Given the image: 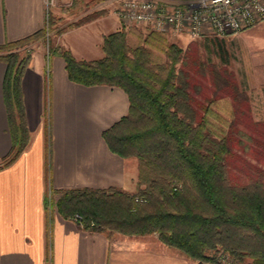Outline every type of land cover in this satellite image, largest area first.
Instances as JSON below:
<instances>
[{
	"label": "trees",
	"instance_id": "16d2710c",
	"mask_svg": "<svg viewBox=\"0 0 264 264\" xmlns=\"http://www.w3.org/2000/svg\"><path fill=\"white\" fill-rule=\"evenodd\" d=\"M45 34L46 29L0 45L12 136L0 170L30 145L22 80L31 56L25 50ZM102 49L104 57L93 61H79L65 49L55 53L65 60L70 81L116 87L127 95L128 115L103 137L113 153L138 160L137 191H62L59 213L70 220L78 214L85 231L109 238L157 234L165 245L201 263L218 264L223 250L242 264H264V170L254 167L255 177L247 183L230 179L227 160L251 137L215 108L222 99H241L234 75L211 63L212 56L227 63L225 38H206L183 49L162 33H140L130 43L119 30L104 37ZM137 197L145 202L136 203Z\"/></svg>",
	"mask_w": 264,
	"mask_h": 264
},
{
	"label": "crops",
	"instance_id": "0c3cea01",
	"mask_svg": "<svg viewBox=\"0 0 264 264\" xmlns=\"http://www.w3.org/2000/svg\"><path fill=\"white\" fill-rule=\"evenodd\" d=\"M49 5L50 0H0V45L45 30ZM99 23L70 30L51 49L38 50L23 76L31 143L11 166L0 170V264H200L156 234L109 238L85 231L57 208L48 209L49 189L56 201L62 191L136 189V160L113 153L103 137L128 115L127 95L116 87L70 81L65 60L55 53L61 48L79 61L103 58L107 35L94 29ZM6 72L7 65L0 62V160L12 149L4 101Z\"/></svg>",
	"mask_w": 264,
	"mask_h": 264
},
{
	"label": "rangeland",
	"instance_id": "374dc122",
	"mask_svg": "<svg viewBox=\"0 0 264 264\" xmlns=\"http://www.w3.org/2000/svg\"><path fill=\"white\" fill-rule=\"evenodd\" d=\"M117 1L50 0L51 11L49 10L45 37L30 44L25 50L26 55H30L32 61L38 50H46L48 47L51 49L64 33L95 20L100 21L94 26L100 34L110 35L121 29L127 33L130 43H135L136 36L140 33L143 36L151 33L134 26L119 27L120 21L116 19L115 14ZM53 12H56L55 15ZM166 38L169 43L183 49L192 43L199 44L206 40V38L197 40L184 37L173 38L168 35ZM225 40L228 52L227 63L220 62L215 56L211 57V63L216 64L219 70L227 69L234 75L241 99L238 102L228 98L222 99L215 104V108L224 121L230 122L234 119L239 132L251 137V140L246 138L242 145L235 147L233 156L227 160L230 179L234 183H247L255 177L254 167H261L264 170V22L237 35L226 37ZM59 49L61 48L57 50ZM219 96L223 97L220 94ZM130 160H136L138 173L136 189L128 193L135 194L139 180V163L137 159ZM55 195L54 191L48 190L47 205L50 211L57 208L59 199L56 201ZM217 262L218 264H242L223 250L217 254Z\"/></svg>",
	"mask_w": 264,
	"mask_h": 264
},
{
	"label": "built area",
	"instance_id": "2783aa9c",
	"mask_svg": "<svg viewBox=\"0 0 264 264\" xmlns=\"http://www.w3.org/2000/svg\"><path fill=\"white\" fill-rule=\"evenodd\" d=\"M115 14L124 27L173 38H226L264 22V0H118ZM73 221L84 229L80 215Z\"/></svg>",
	"mask_w": 264,
	"mask_h": 264
}]
</instances>
